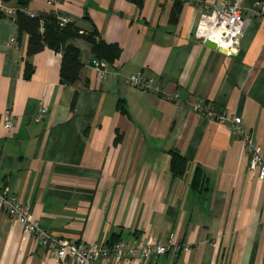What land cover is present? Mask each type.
<instances>
[{
  "label": "crops",
  "instance_id": "obj_1",
  "mask_svg": "<svg viewBox=\"0 0 264 264\" xmlns=\"http://www.w3.org/2000/svg\"><path fill=\"white\" fill-rule=\"evenodd\" d=\"M193 1L32 0L30 14L95 25L123 49L103 83L89 66L90 46L73 42L89 80L74 106L77 87L60 82L62 56L45 49L29 57V36L0 18V188L29 204L44 230L104 247L165 244L173 235L190 248L147 264H264V180L249 170L243 140L229 129L240 117L264 154V0L243 1L245 30L233 56L198 40L204 4L213 0ZM139 72L163 95L130 88L126 79ZM195 99L224 109L229 121L195 112ZM175 152L187 161L182 177L172 172ZM199 168L205 180L194 189ZM0 264L74 263L52 258L18 219L0 212Z\"/></svg>",
  "mask_w": 264,
  "mask_h": 264
},
{
  "label": "built area",
  "instance_id": "obj_2",
  "mask_svg": "<svg viewBox=\"0 0 264 264\" xmlns=\"http://www.w3.org/2000/svg\"><path fill=\"white\" fill-rule=\"evenodd\" d=\"M243 1L213 0L204 4L202 19H200V29L198 32L196 30V37L198 39L203 37L214 42L219 49H223H220L221 52L233 53L236 49L235 44L237 45L238 38L242 35L245 27ZM47 2L49 5H53L56 0H47ZM258 6H261V4L258 3ZM0 9L10 15L15 13V8L13 7L0 6ZM61 21L63 25H66L70 20L61 17ZM205 26H208L211 30L220 31L222 36L220 38L209 37L208 32L203 31ZM92 67L99 74L109 75V67L104 62L94 61ZM126 83L130 88L134 87L135 83L143 85V87L133 89H141L158 95L163 93L162 87L156 86L154 79L146 78L141 72L129 76L126 79ZM191 103L195 112L209 119L217 120L214 117L216 110H221L225 114L224 109L217 107L213 103L203 104L199 99H195ZM203 106L208 108L210 112L203 113ZM46 112L42 110L39 113L38 121L46 117ZM11 115L10 111L5 113V128L9 132L14 128V117ZM217 121L225 123L227 121L226 114L225 119ZM234 123L235 126L231 131L237 139L243 140L249 156V170L256 172L259 179L264 180V154L262 147L254 140L251 132L244 126L240 117H235L232 125ZM0 212L6 213L11 218L18 219L23 226L24 234L33 236L48 251L49 255L58 262L69 259L74 264H114L115 261L127 258L129 261L138 260L142 264H147L151 260L163 257L168 253L177 255L181 251L190 250L188 246L183 247V245L177 244L173 235L168 238L165 244L149 239L145 242L134 241L132 244L117 241L109 247L63 240L44 230L38 221L34 220L31 206L27 203L19 202L16 196L5 188H0Z\"/></svg>",
  "mask_w": 264,
  "mask_h": 264
},
{
  "label": "trees",
  "instance_id": "obj_3",
  "mask_svg": "<svg viewBox=\"0 0 264 264\" xmlns=\"http://www.w3.org/2000/svg\"><path fill=\"white\" fill-rule=\"evenodd\" d=\"M143 0H138L142 5ZM32 0H1V7L15 8L14 14H8L0 9V18L8 17L14 19L19 32V37L23 35L29 36L28 56L41 52L45 49L53 50L62 56L60 68L61 84L77 87L74 95L73 106L78 99V90L83 87H89V80L81 77L85 64L82 61V51L75 46V40H83L90 46L92 60L104 62L109 69L117 70L118 61L121 58L123 49L117 43H108L105 41L95 25L87 30L80 27L76 22L69 21L66 25L62 24L61 16L56 13L32 15L28 12V8ZM176 4H183L189 0H174ZM177 15L175 13L173 22H176ZM26 71L28 77L33 74V65L30 61H26ZM123 109V104H118ZM187 161L179 153H172V172L175 177H182L186 173ZM205 176L199 168L193 179V188L199 189L204 182ZM114 241H117L115 238Z\"/></svg>",
  "mask_w": 264,
  "mask_h": 264
},
{
  "label": "rangeland",
  "instance_id": "obj_4",
  "mask_svg": "<svg viewBox=\"0 0 264 264\" xmlns=\"http://www.w3.org/2000/svg\"><path fill=\"white\" fill-rule=\"evenodd\" d=\"M191 1V0H190ZM189 1V2H190ZM194 2V1H193ZM202 15L203 14H201L200 15V18L199 19H202ZM62 18H65V17H63V16H61ZM70 21H72L73 22V20H70ZM200 22L201 21H199L198 22V24L197 25H199V26H197V32L199 31V29H200ZM202 24V23H201ZM245 28V27H244ZM244 30L245 29H243V32H242V35L238 38V42H237V45L235 44V46H236V49H235V51L233 52V53H229V54H227L226 52H223V53H226L227 55H230V56H233V55H236L237 53V50H238V48H239V46H240V43H241V39H242V37H243V35H244ZM195 33H196V31H195ZM196 35V34H195ZM198 40H201V43H203V44H205V43H207L208 41H210V40H208V39H204L203 37H201V38H199ZM214 43V42H213ZM206 45V44H205ZM216 50H219L220 51V49H219V47L217 46V49ZM93 66V65H92ZM91 66V68L92 69H94L93 67ZM95 70V69H94ZM96 71V70H95ZM97 72V71H96ZM100 75V78H101V81H103V83L105 82V81H107V79H108V74H105V75H102V74H99ZM134 87H131V88H139V87H143V85L141 84V83H135L134 85H133ZM163 93H164V91H163ZM163 93H161V95H163ZM170 98V97H169ZM168 98V99H169ZM171 100H172V98H171ZM202 112L203 113H209L210 112V110L208 109V108H206V107H204L203 106V108H202ZM225 114H226V112H225ZM225 114H224V112H222L221 110H216L215 111V114H214V117L217 119V120H221L222 121V119H225ZM227 116V115H226ZM36 117H39V113L37 114V116ZM235 118V117H234ZM227 121H229L228 120V117H227ZM226 121V122H227ZM232 121H233V119H232ZM232 121H231V127L229 128V129H233L234 128V126H235V123L232 125ZM219 122V121H218ZM225 122V123H226ZM220 123V122H219ZM221 124H224V123H221ZM233 133V132H232ZM252 134V133H251ZM234 135V134H233ZM239 140H241V139H239ZM255 140V139H254ZM256 141V140H255ZM245 150H246V153H248L247 152V149L245 148ZM77 243H79V242H77Z\"/></svg>",
  "mask_w": 264,
  "mask_h": 264
},
{
  "label": "bare ground",
  "instance_id": "obj_5",
  "mask_svg": "<svg viewBox=\"0 0 264 264\" xmlns=\"http://www.w3.org/2000/svg\"><path fill=\"white\" fill-rule=\"evenodd\" d=\"M205 29L203 30L204 32H208L209 37H216V38H220L221 32L217 31V30H211L208 26L204 27ZM212 42V41H211ZM217 46V45H216ZM221 50H223L222 48H220Z\"/></svg>",
  "mask_w": 264,
  "mask_h": 264
},
{
  "label": "water",
  "instance_id": "obj_6",
  "mask_svg": "<svg viewBox=\"0 0 264 264\" xmlns=\"http://www.w3.org/2000/svg\"><path fill=\"white\" fill-rule=\"evenodd\" d=\"M207 47L211 48V49H217V46L215 43L208 41L207 43H205Z\"/></svg>",
  "mask_w": 264,
  "mask_h": 264
}]
</instances>
